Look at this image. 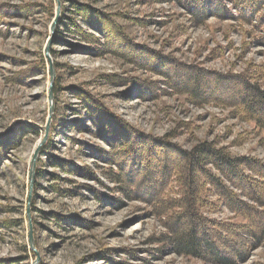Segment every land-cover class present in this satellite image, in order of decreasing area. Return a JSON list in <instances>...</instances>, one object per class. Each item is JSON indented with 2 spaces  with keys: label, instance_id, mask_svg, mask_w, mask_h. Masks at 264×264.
I'll return each mask as SVG.
<instances>
[{
  "label": "rangeland",
  "instance_id": "rangeland-1",
  "mask_svg": "<svg viewBox=\"0 0 264 264\" xmlns=\"http://www.w3.org/2000/svg\"><path fill=\"white\" fill-rule=\"evenodd\" d=\"M58 3L59 18L51 32ZM1 6L9 13L0 18V135L9 136L12 145L0 156V263L213 264L175 253L163 218L147 203L127 199L109 180L118 170L91 150L108 147L89 133L77 93L92 96L145 136L181 150L208 142L233 158L264 164V133L254 124L229 107L196 103L182 92L195 87L223 99L248 97L240 79H232L229 87L216 83L213 73H251L264 88V47L259 43L264 23L248 25L231 10L234 19L208 17L198 24L176 0H0ZM93 15L105 23L108 17L112 31L114 23L126 42L118 48L108 45L83 20L93 22ZM156 56L167 64L159 65ZM50 63L58 93L53 94L49 122ZM192 76L195 80H188ZM134 84L152 93L142 98ZM18 124L25 132L13 130ZM137 140L145 148V141ZM41 142L40 151L48 142V154L82 167L85 176L50 167L39 152L30 193L31 160ZM166 158L172 162L176 155L170 152ZM205 169L217 175L211 165ZM89 175L98 181L88 180ZM180 191L174 181L165 195L178 199ZM255 192L264 199V187ZM201 198L205 217L223 225L245 224L215 196L203 193ZM233 264H264V237Z\"/></svg>",
  "mask_w": 264,
  "mask_h": 264
},
{
  "label": "trees",
  "instance_id": "trees-1",
  "mask_svg": "<svg viewBox=\"0 0 264 264\" xmlns=\"http://www.w3.org/2000/svg\"><path fill=\"white\" fill-rule=\"evenodd\" d=\"M176 1L181 4L190 19L198 24L204 23L208 17L219 20L234 19L231 10L238 11L237 18L248 25L258 27L264 23V0ZM230 4L231 8L228 7ZM79 7L77 9L82 11L81 15H87V10L85 8L83 10L82 6ZM7 13H9L7 7L1 6L0 18ZM94 13L98 15L96 11ZM83 20L94 31L102 33L108 40V45L114 44L113 46L118 48L122 42H126L121 28L114 23L116 31H112L108 17H106V23L99 22V17L95 15L93 20L97 23L90 22L91 20L88 21L86 18ZM259 43L264 47V29ZM155 58L161 66L168 62L160 56ZM213 75L216 83L223 81L229 87L230 84L232 85V79H240L248 97L236 100L233 95L223 99L211 91L203 93L195 87L181 91L186 92L196 103H215L231 108L237 117L254 124L256 130L264 133V88L254 82L253 74L243 72L241 75L229 77L214 73ZM188 80L194 81L195 77L192 76ZM173 85L174 90H179L176 83L172 82ZM132 89L142 98L152 93L148 88L138 84H134ZM56 93H58V87L54 82L53 94ZM77 94L83 109L82 117L90 126L89 133L108 147L105 152L93 147L91 150L104 163L114 165L118 170L116 173H111L109 180L118 185V189L127 199L147 203L155 216L163 218L162 224L169 232L168 241L175 253L206 260L213 264H233L253 246V242H259L264 237V222L256 223L264 217V199L255 192V189L264 187V164L246 157L233 158L223 148H216L213 143L208 142L201 143L190 151L181 150L175 145L138 132L92 96L82 91ZM17 126L19 128L13 130L19 129L18 134L25 132L23 126L20 124ZM73 127L78 128L79 122L75 121ZM137 138L145 141V148H141ZM10 140L6 134L0 135V156L6 146L12 145ZM48 142L42 147L40 153L48 158L50 167L66 174L80 172L79 177L85 176L82 167L48 154ZM170 152L176 155L172 162L166 158ZM207 164L211 165L218 176L211 170L205 169ZM250 173L255 178L250 176ZM87 179L93 182L98 181L92 175L87 176ZM174 181L181 189L178 199H171L165 195ZM230 187L238 193L232 191ZM203 193L215 196L219 203L236 217L241 218L245 224L223 225L205 217L202 213V208L206 207L204 204L206 201L201 198ZM240 196L249 199L255 203V206L241 202ZM257 206L261 210H258ZM181 226L184 230H181ZM251 227L252 230L249 229Z\"/></svg>",
  "mask_w": 264,
  "mask_h": 264
},
{
  "label": "water",
  "instance_id": "water-1",
  "mask_svg": "<svg viewBox=\"0 0 264 264\" xmlns=\"http://www.w3.org/2000/svg\"><path fill=\"white\" fill-rule=\"evenodd\" d=\"M59 3H58V7H57V10H56V18L51 26V32H53L54 30V27L58 21V18H59V13H60V10H59ZM46 53V58H48V53L47 51L45 52ZM48 72H49V77H50V80H49V86H48V102L50 104V108H49V118H48V121L50 122L51 120V114H52V98H53V85H54V78H55V74H54V69H53V66L52 64L50 63L49 64V69H48ZM43 145V142L39 143V145L37 146V149L35 150L34 152V155H33V158L31 160V170H30V176H29V191L30 193L32 192L33 190V184H34V168H35V162H36V159L39 155V152H40V148L41 146ZM30 200V194L28 196V201ZM29 242L31 244L32 240H31V232H30V236H29Z\"/></svg>",
  "mask_w": 264,
  "mask_h": 264
}]
</instances>
